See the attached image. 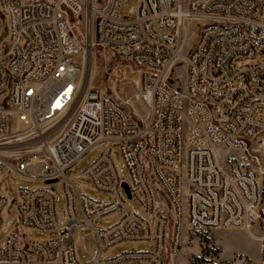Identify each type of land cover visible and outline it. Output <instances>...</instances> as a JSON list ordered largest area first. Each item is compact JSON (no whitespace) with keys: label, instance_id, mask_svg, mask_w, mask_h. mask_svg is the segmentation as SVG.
Segmentation results:
<instances>
[{"label":"built area","instance_id":"obj_1","mask_svg":"<svg viewBox=\"0 0 264 264\" xmlns=\"http://www.w3.org/2000/svg\"><path fill=\"white\" fill-rule=\"evenodd\" d=\"M5 19L0 187L6 174L56 182L0 192V231L7 219L17 221L0 245V264H82L77 233L89 227L98 247L90 264H177L189 233L217 229L247 232L259 243L256 264H264V0H0V34ZM189 27L196 39L184 53ZM99 49L139 73L129 83L144 117L104 88L82 92L81 67ZM94 149L100 156L81 176L107 202L67 176ZM221 150L245 153L254 165L223 162ZM55 185L67 202L65 218ZM108 217L119 220L95 226ZM32 231L56 235L33 241ZM126 242L152 248L108 254ZM217 255L203 251L193 264H247L240 255Z\"/></svg>","mask_w":264,"mask_h":264},{"label":"rangeland","instance_id":"obj_2","mask_svg":"<svg viewBox=\"0 0 264 264\" xmlns=\"http://www.w3.org/2000/svg\"><path fill=\"white\" fill-rule=\"evenodd\" d=\"M135 4L131 3L128 7L124 8L123 14H128L130 9H134ZM80 29L82 24L79 23ZM195 29L189 27L184 44V53L189 51L195 42L196 35ZM10 37V29L8 27V20L3 22L2 31L0 34V45L5 44ZM81 59L78 57L76 62L79 64ZM246 63H241L245 65ZM126 63L114 56L109 51L103 49L97 50L93 56L87 58L85 66L81 67L79 75V85L82 92L87 89L104 88L109 93L114 95L119 101L128 102L132 111L139 113L141 116H145L146 112L141 104L135 99V91L129 82H135L139 80L140 75L134 71L130 66L125 69ZM175 76L177 82L181 88L185 89L186 84V67L179 65L176 68ZM124 80V83L116 81ZM13 129L9 131L12 133ZM101 151L94 149L88 152L76 165L67 171L69 178L75 179L87 187V194L96 200L109 201L111 197L105 193L99 192L91 188V183L87 178L81 176V174L100 156ZM223 162L230 160L233 163H241L242 159H246L245 166L251 167L253 162L247 160L248 157L245 153L237 151H220ZM114 156L118 171L121 178L129 180L128 169L125 166L124 159L118 149L114 150ZM259 158L264 163V151L261 152ZM8 181H5L0 187V192L5 193L9 191V186H20L31 189L44 188L47 184L40 180H29L20 176L11 175L8 178V174L4 176ZM55 197L57 200V206L59 209V216L65 218L67 215V202L62 194L58 185H55ZM124 199L130 207L135 210H139V205L136 200L130 199L124 191ZM119 218L108 217L98 219L95 221V226L98 228H108L115 224ZM17 230V221L14 218H9L4 223V228L0 231V245H2L10 235ZM255 233H260L258 229H254ZM56 235V231H32L27 233L30 240L33 241H45L53 238ZM97 242L94 236L92 228L81 230L77 233V253L79 260L82 264H90V261L97 253ZM152 248L151 243L143 242H126L119 245L108 252L109 255H119L122 253L132 251H147ZM203 251H213L220 254V258L229 260L234 256L240 255L246 259L247 264H256L260 257V247L257 240L249 236V234L243 230H205L195 233H189L185 239L183 254L177 259V264H193L198 255Z\"/></svg>","mask_w":264,"mask_h":264},{"label":"water","instance_id":"obj_3","mask_svg":"<svg viewBox=\"0 0 264 264\" xmlns=\"http://www.w3.org/2000/svg\"><path fill=\"white\" fill-rule=\"evenodd\" d=\"M55 182H56V180L55 181H48V182H46V184H52V183H55ZM124 187H125L127 193H129L128 186L127 185H124Z\"/></svg>","mask_w":264,"mask_h":264}]
</instances>
